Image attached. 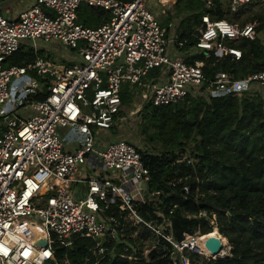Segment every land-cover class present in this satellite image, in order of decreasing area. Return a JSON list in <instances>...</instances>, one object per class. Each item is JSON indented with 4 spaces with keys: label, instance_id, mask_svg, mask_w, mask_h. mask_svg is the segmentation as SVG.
<instances>
[{
    "label": "built area",
    "instance_id": "obj_1",
    "mask_svg": "<svg viewBox=\"0 0 264 264\" xmlns=\"http://www.w3.org/2000/svg\"><path fill=\"white\" fill-rule=\"evenodd\" d=\"M201 1L205 11L193 29L196 41L188 47L179 38V21L162 22L155 11L176 0H34L16 18L0 13V104H12L1 111L0 121V264H59L54 246H68L77 237L94 242L84 264L91 259L98 264L107 251L103 243L123 244L121 256L139 260L138 230L155 238L171 264H192L190 255H200L185 242L209 233L184 232L177 242L164 211L142 210L153 198L150 172L141 158L145 151L110 135L132 115L140 116L145 105H173L187 96L253 95L264 112V70L242 78L218 70L207 78L204 62L193 59L213 52L217 60H239L242 50L236 45L255 38L256 23L214 19L213 0ZM229 1L233 12L251 0ZM81 3L105 10L108 19L97 26L78 23ZM23 43L35 59L5 65ZM54 53L63 61L51 60ZM29 71L47 94L23 103L27 93L18 87L14 96L10 86ZM125 83L134 95L142 93L141 104L129 112L122 108ZM26 85L37 91L36 81ZM182 190L188 194L189 186ZM210 223L212 232L218 231L214 214ZM30 225H37L39 233L28 235ZM38 237L45 244H34ZM224 246L209 259L230 255V246L226 252ZM142 255L150 259L143 247ZM62 264L70 263L65 259Z\"/></svg>",
    "mask_w": 264,
    "mask_h": 264
},
{
    "label": "trees",
    "instance_id": "obj_2",
    "mask_svg": "<svg viewBox=\"0 0 264 264\" xmlns=\"http://www.w3.org/2000/svg\"><path fill=\"white\" fill-rule=\"evenodd\" d=\"M213 2L212 18L231 23L257 8L258 12L251 18L256 23V36L253 40H239L236 45L242 50L239 60L230 57L217 60L213 52L195 54L193 59L204 62L205 76L212 78L216 71L224 70L234 78H242L263 71L264 0H251L233 12L229 0ZM174 9L182 15L178 25L179 38L186 39L185 47L191 46L196 41L193 29L200 25V15L205 11L203 3L201 0H176ZM107 19L105 10L84 3L77 9V22L82 25L93 22L97 26ZM35 56L21 45L6 62L24 65ZM46 94V86H43L31 98L40 100ZM133 98V90L125 83L121 89L122 108ZM140 118L141 133L161 148L157 154L142 152L141 155L150 172L148 189L153 196L142 205V210L151 214L155 209L164 211L171 219L177 242L184 232L210 233L213 230L210 220L214 214L218 232L230 244V255L204 259V262L264 264V112L260 99L253 95L187 96L173 105H145ZM184 184L189 186L188 194L182 190ZM169 210H172L171 214ZM147 234L141 230L136 240ZM128 241L133 242V239ZM103 244L107 251L98 264H171L161 246L151 251L147 261L143 259L142 243H139V260L122 257L123 244ZM93 245L94 242L85 237L75 238L68 246L55 245V260L59 264L65 259L70 264H84L86 258L92 257L89 248ZM167 246L172 248L169 243ZM110 252L112 254L108 255ZM190 257L195 264L194 258L198 255L191 254ZM93 262L91 259L89 264Z\"/></svg>",
    "mask_w": 264,
    "mask_h": 264
},
{
    "label": "rangeland",
    "instance_id": "obj_3",
    "mask_svg": "<svg viewBox=\"0 0 264 264\" xmlns=\"http://www.w3.org/2000/svg\"><path fill=\"white\" fill-rule=\"evenodd\" d=\"M174 4H169L168 6L167 5L166 6H158L155 8V11L157 12V14L159 16L160 21L164 22L168 18L176 19L177 21L180 20V17L182 15H179L178 13H176V10L174 9ZM257 12H258L257 8H253L249 13L250 15L243 14L239 18V20L236 22V24L240 25V23L244 22L246 19H248L247 22H255V21H252L251 18H252V15L254 13H257ZM94 25L95 24L93 22H91L88 26H94ZM50 59L56 63L63 61L61 59V57L59 56V54H57V53H54ZM28 77L33 78V74L30 73V71H29V73H27L25 75L24 79H26ZM26 83H27V81L25 80L23 82L22 86L21 85L20 86L14 85V87L21 88L20 92H26L29 90V88L26 87L27 86ZM16 92H19V91H16ZM12 93L15 96L14 90H12ZM141 102H142V93H140L138 91V93H136L134 95L132 102L129 105L123 106V110L125 112H129L136 105L138 106L139 104H141ZM2 106L3 105L0 104V109ZM0 119L2 121V118H0ZM141 129H142V125H141L140 116L137 115L135 117V115H132V119L131 120L128 119L125 123L122 122V125L120 127H118V129L114 133H112L110 135V137L113 138V137L123 136V137L133 141L136 145H138L142 149V151H145L147 153H154V154L159 153L161 151L160 144H158L157 142L149 141L146 134L141 133ZM99 130H101V129H99ZM99 132H100V134H99L100 137H103L104 135H103L102 130ZM82 188H84V187L82 186ZM140 231L141 230H138L137 234ZM195 234L199 235V232H195ZM221 236L225 239V241L223 240L224 245H225L223 250L226 252V251H228V247L230 246V244H229V242L225 236H223V235H221ZM140 241L144 245L143 250H144V253L147 255V257L150 256V253L153 249H159V246L157 245L155 238L152 237L150 234L143 236L140 239ZM204 259L209 260V258H207V257L198 255V258L197 257L194 258L195 264H206L204 262Z\"/></svg>",
    "mask_w": 264,
    "mask_h": 264
},
{
    "label": "crops",
    "instance_id": "obj_4",
    "mask_svg": "<svg viewBox=\"0 0 264 264\" xmlns=\"http://www.w3.org/2000/svg\"><path fill=\"white\" fill-rule=\"evenodd\" d=\"M33 2H34V0H0V13L5 15L7 18H11V19L16 18L22 10L31 6L33 4ZM45 11L50 13L49 10H45ZM22 45L24 46L25 49H29L34 53L33 49L29 48L25 43H23ZM44 53L45 52L42 50L38 51V54L41 56H44L45 55ZM52 55L53 54H50L49 57L51 58ZM5 65H11V64L8 62H5ZM30 73L33 74V78L28 77V78L24 79V77H25V75H24L23 77H21L20 80H18V79L14 80L11 83L10 89L15 90L16 87H14V85L18 86V83L20 81L23 84V82L26 80L27 82L36 81L38 83L37 91H40L42 89V87L45 85L41 82V79L35 75L34 72L30 71ZM37 91H35V92H30L29 90L26 91L25 93H27V95H26L25 99L23 100V103H26V101H29V100H33L31 98V96H33L35 93H37ZM16 94L17 93L15 92V95ZM11 105L12 104H6L5 106L1 107L0 118H3V113L1 111H6L7 109H10ZM0 121H1V119H0ZM0 126H3V125L0 123Z\"/></svg>",
    "mask_w": 264,
    "mask_h": 264
},
{
    "label": "bare ground",
    "instance_id": "obj_5",
    "mask_svg": "<svg viewBox=\"0 0 264 264\" xmlns=\"http://www.w3.org/2000/svg\"><path fill=\"white\" fill-rule=\"evenodd\" d=\"M39 231H40V229L37 225L27 226V228L25 230V232H27L28 235H36L39 233ZM207 236L217 237L219 240H221V242H222L221 244L224 245L223 240L225 241V239H223L217 231H213V232L211 231L209 234H207L203 237L197 236L194 238H190V239L186 240L185 243L188 247H191L193 249L198 250L201 256L210 258L213 255L208 251L207 247L204 244L205 237H207ZM219 253H221V252H219Z\"/></svg>",
    "mask_w": 264,
    "mask_h": 264
},
{
    "label": "water",
    "instance_id": "obj_6",
    "mask_svg": "<svg viewBox=\"0 0 264 264\" xmlns=\"http://www.w3.org/2000/svg\"><path fill=\"white\" fill-rule=\"evenodd\" d=\"M33 243L37 245H42L45 244V241L41 237H38L33 241ZM221 243V240L213 236H207L204 240L205 246L212 255L218 254L221 251L223 247Z\"/></svg>",
    "mask_w": 264,
    "mask_h": 264
}]
</instances>
